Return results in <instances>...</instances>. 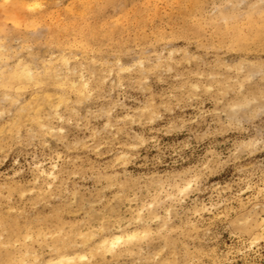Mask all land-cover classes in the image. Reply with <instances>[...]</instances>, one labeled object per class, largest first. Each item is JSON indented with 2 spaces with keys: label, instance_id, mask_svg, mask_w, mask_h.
<instances>
[{
  "label": "rangeland",
  "instance_id": "1",
  "mask_svg": "<svg viewBox=\"0 0 264 264\" xmlns=\"http://www.w3.org/2000/svg\"><path fill=\"white\" fill-rule=\"evenodd\" d=\"M0 264H264V0H0Z\"/></svg>",
  "mask_w": 264,
  "mask_h": 264
},
{
  "label": "bare ground",
  "instance_id": "2",
  "mask_svg": "<svg viewBox=\"0 0 264 264\" xmlns=\"http://www.w3.org/2000/svg\"><path fill=\"white\" fill-rule=\"evenodd\" d=\"M16 2H17V1H16ZM20 7H21V6H20ZM13 9H14V8H13ZM6 14H8V12H7ZM9 16H10V14H9ZM12 18H13V17H12ZM8 19H10V18L8 17ZM11 23H12V21H11ZM17 23H19V22H17ZM17 23H16V24H17ZM109 244H110V243H109Z\"/></svg>",
  "mask_w": 264,
  "mask_h": 264
}]
</instances>
